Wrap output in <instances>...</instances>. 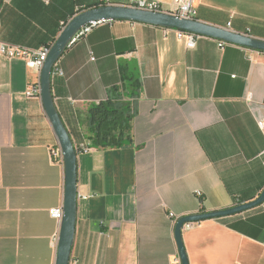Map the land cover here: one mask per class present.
Returning a JSON list of instances; mask_svg holds the SVG:
<instances>
[{"label": "crops", "instance_id": "obj_1", "mask_svg": "<svg viewBox=\"0 0 264 264\" xmlns=\"http://www.w3.org/2000/svg\"><path fill=\"white\" fill-rule=\"evenodd\" d=\"M130 0H111L126 4ZM167 10L174 0H155ZM196 19L264 40V0H192ZM91 0H0V41L52 46ZM229 24L230 27H229ZM56 107L86 144L92 104L121 90L133 106L132 143L78 154L70 264H171L177 218L226 210L264 190V53L132 22L94 28L60 59ZM40 73L0 55V264H55L64 166L40 97ZM137 81L131 92L129 85ZM203 208V210H202ZM189 264H264V210L183 232Z\"/></svg>", "mask_w": 264, "mask_h": 264}, {"label": "water", "instance_id": "obj_2", "mask_svg": "<svg viewBox=\"0 0 264 264\" xmlns=\"http://www.w3.org/2000/svg\"><path fill=\"white\" fill-rule=\"evenodd\" d=\"M109 22H132L154 26L162 29H172L199 37L213 39L227 45L239 46L255 52L264 53V40L246 34H240L229 29L203 23L196 18H181L171 13L150 12L126 6V4H111L92 8L74 16L63 28L61 34L51 47L46 62L40 72V99L45 114L57 138L58 146L63 154L64 166V197L56 261L55 264H70L75 241L78 209V152L76 145L56 107L52 81L57 64L68 49L72 40L84 28L94 24ZM264 205V190L253 201L242 203L226 210L206 212L185 216L178 220L175 228V240L182 264H189L183 243V226L188 223H201L208 220L221 219L241 215Z\"/></svg>", "mask_w": 264, "mask_h": 264}, {"label": "built area", "instance_id": "obj_3", "mask_svg": "<svg viewBox=\"0 0 264 264\" xmlns=\"http://www.w3.org/2000/svg\"><path fill=\"white\" fill-rule=\"evenodd\" d=\"M92 5L94 8L111 5V0H91ZM126 6L140 9V10H146L150 12H159V13H171L173 15H176L181 18L186 19H195L197 16V12L193 7V1L192 0H174L173 2V8L170 10H167L163 7V5L155 0H130L128 3H126ZM100 24H94L92 26H88L84 29H82L76 37L72 40V46L76 44L79 40H81L83 37H85L92 28L98 26ZM231 24H229L230 27ZM178 38L180 40L185 39L186 40V46L188 49H194L197 45V41L201 38L199 36H196L194 34H188L182 31H177ZM227 44L219 42V47L224 48ZM52 46H44L40 49H28V48H22L19 46H14L5 42L0 41V55L8 58V59H23L26 61L27 66L30 69L37 70L39 73L41 72V69L44 65V63L47 60V57L49 55V52L51 50ZM53 75H59L63 76V72L57 68H55ZM27 97H39L40 95V85H34L31 86L27 92ZM259 126L261 130L264 132V123L262 121H259ZM77 152L80 151V153H87L90 151V147L88 143H84L82 145H76ZM51 154L54 158H57L63 162V154L60 149V147H56L53 150H51ZM263 165H264V152H263ZM264 210V205L262 206ZM50 215L53 219L62 221L64 212L63 207L61 208H55L50 211ZM170 217L175 221L177 224L178 220L180 218L175 217L173 214L170 215ZM200 223H188L183 226L182 231L191 230L195 228L196 226H199ZM58 238L55 237L54 242L57 248L58 244ZM171 264H182L181 259L179 256H177Z\"/></svg>", "mask_w": 264, "mask_h": 264}, {"label": "trees", "instance_id": "obj_4", "mask_svg": "<svg viewBox=\"0 0 264 264\" xmlns=\"http://www.w3.org/2000/svg\"><path fill=\"white\" fill-rule=\"evenodd\" d=\"M92 8L94 7L90 6L85 10ZM132 81L129 87L134 93L138 83ZM133 119V106L124 100L122 91L118 89L111 91L106 100L92 104L88 108L86 140L89 147L105 150L128 146L132 143ZM242 203L244 202L239 201V205Z\"/></svg>", "mask_w": 264, "mask_h": 264}]
</instances>
